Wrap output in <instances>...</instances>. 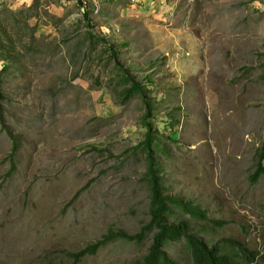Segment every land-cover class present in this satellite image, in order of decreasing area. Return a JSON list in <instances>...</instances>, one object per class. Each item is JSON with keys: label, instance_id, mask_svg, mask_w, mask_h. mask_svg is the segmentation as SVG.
<instances>
[{"label": "rangeland", "instance_id": "rangeland-1", "mask_svg": "<svg viewBox=\"0 0 264 264\" xmlns=\"http://www.w3.org/2000/svg\"><path fill=\"white\" fill-rule=\"evenodd\" d=\"M88 17L76 0H0V46L14 60L1 74L0 264H71L109 229L149 221L144 108L123 101L116 66L149 90L168 192L225 222L207 239L241 242L264 264V175L250 179L264 145V0H179L151 14L107 5ZM152 235L77 264H140Z\"/></svg>", "mask_w": 264, "mask_h": 264}, {"label": "trees", "instance_id": "trees-1", "mask_svg": "<svg viewBox=\"0 0 264 264\" xmlns=\"http://www.w3.org/2000/svg\"><path fill=\"white\" fill-rule=\"evenodd\" d=\"M83 19H86L87 25H89L90 20L87 13L83 14ZM88 35L92 38L94 37L92 32H88ZM99 41L101 42L98 39V43ZM101 43L103 44V42ZM9 53L7 46H0V120H3L2 101L4 99L1 74L14 63V60L9 58ZM115 55V52L110 53V60H114ZM115 70L114 77L119 86L122 87L123 101L139 97L144 108L142 122L145 132L143 140L136 146V149L145 153L147 164L144 172V181L149 190V221L135 234H127L123 230L115 231L109 229L105 235L94 243L69 254L72 260L71 264H77L85 256L95 255L102 247L115 241L141 243L152 231L151 244L147 253L142 257L140 264H181L170 255L171 249L174 247H176L178 253L181 252L187 258L184 264H254L260 254L250 250L243 243L231 238H224L219 241H211L206 238L213 229L225 226V222L209 218L207 212L200 206L182 201L168 192L169 190L165 186L164 178L161 175L162 167L157 157L159 153L166 155H169V153L163 140L157 135V129L152 127L154 106L151 102V97L148 96L149 90H146L144 85L136 81L134 76L129 74V71L122 66H116ZM169 124H173L172 121ZM6 132L11 137L7 130ZM18 149V142L12 138L11 153L9 155L12 161ZM263 151L264 145L259 151L256 168L250 176L252 182H256L264 175ZM11 163V172H13L14 164L13 162ZM172 209L187 215L189 219L199 224L200 229H194L189 219L169 223L167 217L172 213Z\"/></svg>", "mask_w": 264, "mask_h": 264}, {"label": "built area", "instance_id": "built-area-1", "mask_svg": "<svg viewBox=\"0 0 264 264\" xmlns=\"http://www.w3.org/2000/svg\"><path fill=\"white\" fill-rule=\"evenodd\" d=\"M179 0H76L82 13L97 14L107 5L117 8L134 7L138 13H167Z\"/></svg>", "mask_w": 264, "mask_h": 264}]
</instances>
